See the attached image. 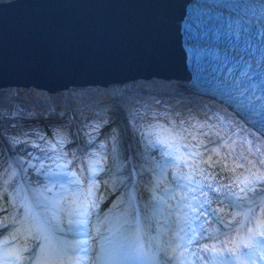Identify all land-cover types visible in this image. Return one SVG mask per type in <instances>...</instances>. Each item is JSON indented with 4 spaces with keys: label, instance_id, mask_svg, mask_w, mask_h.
Masks as SVG:
<instances>
[{
    "label": "water",
    "instance_id": "95a60500",
    "mask_svg": "<svg viewBox=\"0 0 264 264\" xmlns=\"http://www.w3.org/2000/svg\"><path fill=\"white\" fill-rule=\"evenodd\" d=\"M208 0H15L0 4V89L177 80L194 89L190 19ZM194 39V38H193Z\"/></svg>",
    "mask_w": 264,
    "mask_h": 264
},
{
    "label": "bare ground",
    "instance_id": "6f19581e",
    "mask_svg": "<svg viewBox=\"0 0 264 264\" xmlns=\"http://www.w3.org/2000/svg\"><path fill=\"white\" fill-rule=\"evenodd\" d=\"M14 1L15 0H0V4H7ZM160 99L162 101H159ZM154 100L157 101V106H160L161 102H167L175 105L176 107L182 106V109L188 108V111H193L196 114L194 115L195 117L192 116L193 119L201 118L202 120H205H200V122L202 121L203 123L208 121L211 124V127L220 134V139L223 141V145H227L230 148L238 146L242 150H245L247 153H249V156L255 160H258L261 156V153H264V134L261 133L259 129L253 127L243 117L238 115L235 111H232L233 108L231 106H226V104L224 106L212 97L200 93L198 90H196V88L193 89L182 81L177 80H155L153 83L136 82L119 84L112 86L107 90L99 88H75L72 91H67L59 94H50L48 92L39 91L37 89L14 87L2 88L0 89V112L7 109L11 111H17L19 108H25L31 112L30 114L32 116L30 118L26 116V118H23L16 122V128L9 129V135L12 134L11 136H14V138H16L14 140V145H16L21 141H25V139L31 142L37 141V139L40 137L38 131L44 132L43 134L47 136V142H56V140L64 141L65 144L68 142L65 140L66 137H63V134L61 133V131H59V129H48L51 132L50 133L48 132V130L46 131L45 126H40L42 129L35 130L33 133H31L32 136L28 135V133L31 131L28 124L25 125V123H27L28 121V123H30L35 119L39 120L38 117L41 118V114L46 115V117H48L49 115L58 116L56 119L60 120L63 123H66L67 117L64 116L66 114L69 116V118L74 119V124L76 125L75 133L81 134V132L83 131L87 133L89 130H91V128L94 127L92 123L87 121V117L89 115H97L95 114V111L92 110H105V117L109 120V122H111L110 130H113L111 133L110 131L105 129L109 133L108 136H111V134L113 135L114 130H116V133L122 140V166L116 177L118 178V180H122L124 182V186L113 193V195H111L110 197L106 196L103 187L97 190V192L96 189H93L91 196H94V194L101 195L108 200V203H111L112 201V205L115 204L116 207L123 210L124 212L129 209V206L128 204L120 203L123 201L120 197V194L122 193L123 195H127L128 201V188L130 186H133V188L138 191V196H140L141 198H143L142 195H144V193H150L148 190L149 183L145 181L148 175L146 177L144 175H139L140 169L143 164L139 159L137 149H135V143L132 140L129 132L131 130V119L133 118V116L140 109L145 108L150 103H153ZM177 100L180 102L181 100H188L189 104L181 105ZM159 110L160 111L157 112V115L165 117V111L163 109ZM168 110L176 112L170 108H168ZM18 115L19 113L17 111L16 114L12 115V117L17 118ZM160 120L165 121V119L162 118ZM135 124L134 127H132V131L135 133V137H137V125ZM1 133L2 131L0 129V134ZM9 135H6L8 139ZM211 138H213L211 139V141L213 142L218 140L216 136H213ZM77 144L78 142L76 141L68 142L69 147L73 148V151L78 150ZM168 145L170 146H166L164 144L161 148V154L164 157H168L167 155H165V153L167 152H177L176 148L179 147V145L172 144L170 142H168ZM257 148L260 149L259 153L256 152ZM249 150H251V152ZM181 151H185V149L182 148V150H180L179 152ZM7 153L11 154V149H9L8 142L6 141L5 137L4 141L0 142V164H2L0 171L4 169L5 174L13 179L14 177L16 178L17 173V170L14 167V164L16 162L13 157L14 155H12L10 165L7 164ZM97 153H99L98 156ZM97 153L90 155L86 159H83L84 154L80 151L77 154H74V156H77L78 158L84 160L82 162V170L79 174V177L84 184L78 186V191H68L62 199L64 200L63 205L57 215L61 217L63 221H66V214L68 212H71L74 208L77 207L78 204L83 202V196L81 195V192H84L85 188L89 187L87 186L89 185V181L92 183V185L96 181H101V179L99 178H93V174L90 173L91 167L93 164H95V161L102 158V156L100 155V151H98ZM252 153H255V155H252ZM215 169L221 171V169L217 168L216 166L208 167V170L212 174L210 176H206L209 180V183H212L214 187L218 186L219 183H227V180L222 181L216 175L217 173H215V171L217 170ZM213 176L215 177V180L212 179ZM105 179L106 178H103V180ZM159 182L164 183L163 177L159 180ZM27 190L30 194H33V190L30 187L27 188ZM73 201H76V204H73ZM4 206L5 202L4 198L2 197V190L0 189V220H4V218L7 217L8 211H6V208L3 209ZM39 208L41 214L47 217L48 213L47 211H45L44 205H40ZM170 210L172 211V208ZM8 222L10 223L11 221ZM159 224L162 226L161 235L156 236L160 233L151 232L152 229L150 228V225L146 224L144 238L146 245L148 244L149 246L157 247V257L163 258L164 254L161 253L159 249L169 247L167 244V238H171L172 234L168 230L172 227L166 223V218L159 220ZM11 225V228L0 233V247L4 246L6 248H19L21 250L28 249V251L23 253L24 257H26V259H24L25 264H37V258L41 257V247L46 250L49 243L45 244L36 241L34 227L29 220H25L17 227L13 223H11ZM13 236H15V239H13ZM87 239H91V237L89 236V238L87 237L86 240ZM5 240H8L9 243L4 244ZM55 240L56 238H54V240L52 241ZM146 245H141L142 247L140 248L146 249ZM34 247L35 251H31L29 254V251ZM170 252L171 251L169 250L168 253ZM134 256H137L136 253ZM32 257L34 259L31 260L30 258ZM43 257L42 259L45 260L47 264H53L51 261H47V259H44ZM68 257L69 256L67 255V258ZM70 263L71 260H68L67 262L62 264Z\"/></svg>",
    "mask_w": 264,
    "mask_h": 264
},
{
    "label": "snow or ice",
    "instance_id": "6c2138e0",
    "mask_svg": "<svg viewBox=\"0 0 264 264\" xmlns=\"http://www.w3.org/2000/svg\"><path fill=\"white\" fill-rule=\"evenodd\" d=\"M235 35L239 38V26H237ZM206 55L203 50L197 53L198 58H203ZM250 67L251 64L244 67L239 73V77L232 82L235 88L232 94L242 98L241 103L243 105L260 108L264 104V92L257 94L259 84L255 82L244 84V78L251 80ZM227 71L230 73L232 68H228ZM250 89L251 92H249ZM173 139H176V137ZM159 142L170 146L165 139H160ZM182 147L189 149L188 144H184ZM197 148L198 145H192V151L189 153L193 157H200L196 161L193 173H181L172 178L175 186L182 190L183 194L179 197L176 211L169 213L172 225H174L172 228L173 235L168 242L169 247L159 249L164 254V259L160 264H173V262H176V264H264V153H261L258 160L250 159L241 153L233 161L232 167L225 165L221 168V172L228 171L231 173L227 178V183H219L218 186L214 187L212 183L194 179L196 171H199L201 176L206 174V169L199 168L200 163H219V161L213 162L211 156L208 157L207 162L203 161L202 154L195 151ZM176 151L179 152L180 147H177ZM212 151L219 155L216 149ZM249 151L251 152V150ZM256 152L259 153L260 149L257 148ZM165 155L173 156V153L167 152ZM252 155H255V153H252ZM179 159L186 164L182 157ZM167 163H171V161ZM238 169L242 171H237ZM92 174L95 175V169L92 170ZM72 175L75 177V173ZM205 178L207 179L206 176ZM212 179L215 180V177L213 176ZM68 182L80 184L79 179ZM193 183L196 187H189ZM93 187L94 185L89 181L88 196L92 195ZM159 187L160 185L157 184V188ZM48 191H51V189H48ZM163 191L170 199H176L175 193L170 189H164ZM197 191L203 199H198L194 195L191 197L192 202H189L188 192ZM38 196L42 197L43 193H38ZM154 199L156 204L153 207L155 211H159V205L163 201L155 197ZM41 203L43 201L37 199V204ZM73 204H76V201H73ZM213 204L218 205V207H213ZM94 207H96L95 201L85 199L68 213L69 217H81L80 219L69 218L67 220L68 231L75 230L87 234L88 217L92 214L89 209ZM58 208H60V204L57 201H48L45 205V211ZM225 209H229V211H225ZM30 215L31 209L26 207L25 217L27 218ZM202 217H207V219L202 221ZM33 219L35 218L33 217ZM52 221H55V223H52ZM62 223L56 212L52 211L50 219L46 218L40 221L37 231L41 233L64 231L61 226ZM73 225L80 227L74 229ZM185 237H187V247L185 246ZM44 238L47 239V236ZM13 239H15V236H13ZM173 239L180 241V243L173 244ZM8 243V240L4 241V244ZM80 244L87 245L88 241L78 242L72 247V251L79 250L85 253L90 251L87 247L80 248ZM182 247H185V250L192 257L191 261L184 259V251L179 252V255H177V250ZM169 250L172 253L171 255H168ZM26 251L28 249L5 248L2 256H0V264H23L24 259H26L23 253ZM104 251L102 246L101 253H104ZM125 251L126 249L121 245L117 254L112 256L111 259L118 260ZM44 252L45 249L41 247V257L37 258V264H47L42 259ZM90 259L92 264H96L97 260L101 259V255H97L95 259L90 257ZM72 264H80V260L75 259Z\"/></svg>",
    "mask_w": 264,
    "mask_h": 264
},
{
    "label": "rangeland",
    "instance_id": "374dc122",
    "mask_svg": "<svg viewBox=\"0 0 264 264\" xmlns=\"http://www.w3.org/2000/svg\"><path fill=\"white\" fill-rule=\"evenodd\" d=\"M156 100H154L153 103H150L145 108L140 109L133 116V118L131 119V128H130L131 130L129 132L131 137H132V140L135 143V149H137L139 159L143 164L141 169H140L139 175H144L146 177L147 175L150 176V174H151L154 176V178L156 176H158L157 174H160V172H159L160 168L163 169V167H166L169 164V163H167L168 161L175 162L176 158L164 157L161 154V147H163V146L158 144V143L154 144L153 141L147 142L145 144L140 143L141 145H138L136 142L137 137H135V133L132 131V127H134V124L137 123V119L144 112H146L149 108H151V107L158 108V109L159 108H165V109L170 108V106H169L170 103H167V102H161V105L157 106ZM159 101H162V100L160 99ZM178 102H180V101H178ZM181 102H180L181 105H188L189 104L188 100H184V101L181 100ZM179 107L181 108L182 106H179ZM184 109L186 111L182 110L181 112H183L184 114H186V113L190 114L189 116L186 115L188 118L190 116L195 117L194 115H196V114L193 111L192 112L188 111L189 110L188 108H184ZM25 110H27V109L19 108L17 111L19 114L21 112H25L27 117L30 118L32 116L30 114L31 112L28 110L27 111H25ZM17 111H11V110L7 109V110L0 112V129H1V131H2V118L5 116L6 117H8V116L12 117V115L17 113ZM92 111H95V114H97V115H93V116L89 115L88 117L90 120L94 121V123H92L94 128L97 129V127L103 126L102 128L107 129L108 131H110L112 133L113 130H110L111 122H109V120L105 117V115H106L105 110L103 111L102 109H100V111H99L96 109V110H92ZM41 116H42L41 118L38 117L39 120L35 119L32 122L38 121L40 123V126H46L47 125L46 128L49 127L51 125V122H54L53 120H56V118L58 117V116H51V115H49L50 117L49 116L46 117V115H44V114H41ZM64 116L67 117L66 123L65 124L60 123V125H58V127L64 128V130H67L69 127L66 128L67 126H65V125L69 124V126H71L75 129L76 125L74 124V119L69 118V116L66 114ZM193 117L191 118L192 120H194V121L196 120L198 122V124L201 125V127L203 129L207 130V136H205L204 138H208L209 136H212V137L216 136V137L220 138V134L217 133L211 127V124L208 121L203 123L202 121H205V120H202L201 118L200 119L199 118L193 119ZM200 120H202V121L200 122ZM28 122L25 123V125L28 124V126H30L32 124V122H30V123H28ZM35 125H36V123H35ZM82 125H84V124H82ZM12 131H14V130H12ZM116 132L117 131L114 130L113 135L111 134V136H110V138L112 139L111 140L112 145H109L108 142H105V141L98 143L97 149H99V151L101 153L100 155L102 156V158L96 160L95 164L92 165L91 170H90V173H92V170L95 169V175L92 176L93 178L101 179V181H97L98 187L96 189V192H97V190H99L103 187L105 190V194L108 197L113 195V193H115L121 187L124 186V182L122 180H118V178L116 177L117 173L120 171V168L122 166V155H121L122 140ZM38 133H39V135H42L44 132L42 133V131H41V133H40V131H38ZM1 135L3 136V138L6 137V141L8 142L9 149H11V156L14 155L13 156L14 160L17 163V165L19 166L21 173L23 175H26L27 169H31L34 167V161L32 160V157H33L32 154L27 152V153H25L26 157L18 154L16 152V145H14L15 144L14 140L16 138H14V136H11L12 134L9 135V133L3 132V133H1ZM1 135H0V137L3 140ZM6 135H9V139L7 138ZM43 136H44V134H43ZM38 140H41V139H38ZM65 140L69 142L71 140V138H66ZM141 141L142 140H140V142ZM68 142L65 144L64 141L56 140V142L52 141V142H45V143L47 144L46 147H49L50 149L53 148L55 151H57L56 150V144H57V148L60 151L64 150V152H68V151H66V148H68L67 147ZM37 143H38L37 141L36 142L33 141V142H31L30 146H32V147L37 146L38 145ZM64 145L66 146L65 149H64ZM152 148H154V149H152ZM231 148L234 149L235 151H238L237 152L238 155L243 153L245 156H248L250 159H253L249 156V153H247L245 150H242L240 147L237 146V147H231ZM79 149H80V147H79ZM79 149L76 151H73L72 154L73 155L77 154L79 152ZM97 149H92L90 153H92V154L95 153L94 151ZM179 155H180V157H183V154H179ZM78 160H80V158ZM155 162L163 164L164 166H160V167L157 165L155 166ZM46 163L48 164V169L45 173V176L47 178H50L51 180H53V182L57 188H61L65 184L67 186L70 185V183L68 181H71L74 179L80 180L79 174L75 173V177H73L72 174L74 172L70 171V170L68 171V168H70L72 165L71 164L72 162L70 161V159H67V161H59L57 159V157L56 158L51 157L49 159V162L47 161ZM74 164H76V161ZM1 166H2V164H1ZM192 166L195 168L196 165L195 166L192 165ZM200 166L202 169H205L203 165H200ZM152 167H154V168H152ZM194 168H192V169H194ZM165 170H166V168H165ZM215 170H217V169H215ZM153 171L156 172L157 174L152 173ZM216 172H217L216 175L222 181L227 180V178L231 175V173L221 172L218 170L215 171V173ZM1 174H4V176H0V189L2 190V197L4 198V202H5V206L3 209L6 208L7 209L6 211H8V213H7V217L4 218V220H2V219L0 220L1 221L0 233L4 232L5 230L12 227L11 222L9 223L8 221H11L10 220V219H12L11 217H15L14 205L10 204V201H12V199L2 189L4 184H5V178H4L5 177V171H4V169H2L0 171V175ZM173 176H175V175H173ZM173 176H171V173L168 169L165 171V174L163 175L165 180L174 182L172 179ZM103 178H106V179L103 180ZM194 179L196 181H204L205 183H209V180L204 178L203 176L198 175L197 178H194ZM153 180H152V182H153ZM145 181L148 182L149 178L146 179ZM81 183L82 182L80 181V184ZM192 185L194 186L195 183H193ZM173 186L174 185H172L171 188ZM64 189H65V191H64ZM164 189L165 188L163 186H161L158 189V193L160 195L157 198L162 199V201H163L159 205V209H160L159 211H155V209L153 207V205L156 204V200L154 199L155 195L153 193L151 194V192H150L148 194L146 192V193H144V195H142V197H143L142 200L144 201V205H148V207L146 209L149 210L150 219L154 218V219L162 220L163 218H169V213H170L169 205L173 200H170V199L168 200L165 192L163 191ZM67 190H68V187L63 188V190H62L63 192L60 191L61 193L59 192L57 194V196H55V197H53L52 194H49L48 201H57L60 204L61 195H63ZM196 193H199V191H197ZM36 194H37V192H36ZM37 196H38V194H37ZM108 197H106V198H108ZM120 197L123 200L120 203L125 204V202H126L125 194L123 195L121 193ZM57 198H59V199L57 200ZM94 199H95L96 207L89 209V211L92 214L90 217H88L87 234H85L84 232H77L75 230L74 231H68L69 225L67 224V221L63 222V219L60 217V220L63 222L61 226L64 228V231H60V232L62 234V237H66L63 239H68L70 241L73 240L72 241L73 244H77L80 241L86 240L85 238H87V237L89 238V236L91 237V239H87V241H88L87 245L80 244V248L87 247L90 249L89 252H87V253L84 252V258L80 264H92V260L90 259V257L92 259H95L97 255H101V259L97 260L96 264H127V263H129L134 258L133 250L136 251V249H134L136 246V244H135L136 240L132 237V233L130 231V228H128V226H129L128 224L130 221L129 210L127 209L126 211L123 212V210L116 207L115 204L112 205V201H111V203H108L107 202L108 200L105 199L101 195L94 194ZM201 199H203V197H201ZM44 207H45V205H44ZM213 207H218V205L213 204ZM164 209H166L165 213H164ZM52 211H55L57 214L60 212V208L54 209ZM52 211H47L48 216L50 218L52 216ZM225 211H229V209H225ZM66 218H68V219L71 218V219L75 220V219H80L81 217H77V216L69 217V215L67 213ZM205 219H207V217H202V221ZM149 223L151 226L160 225L159 222H157V221L154 223H152V221H151ZM77 227H80V226L73 225L74 229ZM97 229H99V231H97ZM161 234L162 233H160L159 235H161ZM121 245L124 246L126 251L124 252L123 255L120 256V258L118 260H115V261L112 260L111 257L117 254V251L120 249ZM102 246L105 250L104 253H101V247ZM137 257L140 258L142 264H149V256L146 252H142V251L139 252Z\"/></svg>",
    "mask_w": 264,
    "mask_h": 264
},
{
    "label": "trees",
    "instance_id": "16d2710c",
    "mask_svg": "<svg viewBox=\"0 0 264 264\" xmlns=\"http://www.w3.org/2000/svg\"><path fill=\"white\" fill-rule=\"evenodd\" d=\"M26 113L25 112H21L18 117H3L2 118V133H9V129H14L16 128L17 124L16 122H18L19 120L26 118ZM31 125H35V124H31ZM64 125V124H63ZM65 126H67L66 128L69 127L72 128L71 126H69V124H66ZM30 131L35 130L36 128H29ZM11 131V130H10ZM32 132H29L28 135L32 136L31 134ZM106 135L108 136L109 133L106 132ZM84 135H83V150H87L90 146H96V141L95 140H91L89 142H87V140H84ZM28 140L26 141H21L19 143L16 144V152L22 156H25V153H30L32 154V159L34 161V167L32 169H27L26 171V177L28 182L34 186V188H36L38 191H40L41 193H43L44 196H48L50 191H48V189L50 188V183L48 182V180L45 178V173L47 170V165H45V162L47 161V157H50L52 154V150L47 149L46 147H42L40 144H38L37 146H30L29 145ZM67 147H69V145H67ZM62 155H68V153L62 154ZM15 185L13 184V182H6L4 184V190L6 192H8L9 194L11 193L12 195L14 194V190H15ZM13 188V189H12ZM21 210H18V214H20Z\"/></svg>",
    "mask_w": 264,
    "mask_h": 264
}]
</instances>
